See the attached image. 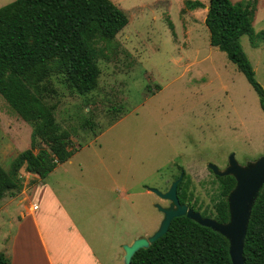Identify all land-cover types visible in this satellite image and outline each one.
Instances as JSON below:
<instances>
[{
	"label": "rangeland",
	"instance_id": "1",
	"mask_svg": "<svg viewBox=\"0 0 264 264\" xmlns=\"http://www.w3.org/2000/svg\"><path fill=\"white\" fill-rule=\"evenodd\" d=\"M112 1L127 23L117 46L98 57L97 87L80 95L53 74L50 100L76 148L72 164L58 167L69 181L58 191L100 260L124 264L123 244L152 234L162 219L155 204L170 205L149 188L167 190L180 170L193 209L214 218L218 183L207 164L223 170L231 153L241 166L263 156L264 111L244 75L209 43L208 0L193 10L184 0ZM249 1L254 30L264 29V0ZM240 43L264 93V45L252 46L246 34ZM30 131L0 95V166L29 147ZM0 226L9 229L4 219Z\"/></svg>",
	"mask_w": 264,
	"mask_h": 264
},
{
	"label": "trees",
	"instance_id": "2",
	"mask_svg": "<svg viewBox=\"0 0 264 264\" xmlns=\"http://www.w3.org/2000/svg\"><path fill=\"white\" fill-rule=\"evenodd\" d=\"M204 6L200 0L183 2L188 10ZM206 7L209 43L244 75L264 111L262 86L240 43L246 34L252 46L264 45V29L255 31L252 26L253 1L208 0ZM126 23L125 12L112 0H12L0 6V95L31 126L29 147L16 153L6 168L0 166V200L22 188L21 169L44 178L72 156L76 148L71 131L56 119V102L50 100L56 94L51 76L62 75L70 92L84 95L94 90L100 74L98 57L103 49L117 46L115 36ZM214 178L218 184L213 216L227 222V195L235 179ZM187 191L182 178L177 197L193 208ZM243 258L244 264H264V184L250 211ZM0 264H9L3 251ZM130 264L232 263L224 235L181 215L172 218L167 231L147 248L137 249Z\"/></svg>",
	"mask_w": 264,
	"mask_h": 264
},
{
	"label": "crops",
	"instance_id": "3",
	"mask_svg": "<svg viewBox=\"0 0 264 264\" xmlns=\"http://www.w3.org/2000/svg\"><path fill=\"white\" fill-rule=\"evenodd\" d=\"M65 163L71 165L72 157L44 178L23 170L22 188L0 200V219L9 225V229H0V251L8 256L9 264H104L58 191L69 184L57 174L58 167ZM62 171L73 174L75 170ZM33 204L36 209H32Z\"/></svg>",
	"mask_w": 264,
	"mask_h": 264
},
{
	"label": "water",
	"instance_id": "4",
	"mask_svg": "<svg viewBox=\"0 0 264 264\" xmlns=\"http://www.w3.org/2000/svg\"><path fill=\"white\" fill-rule=\"evenodd\" d=\"M207 167L217 176L232 175L235 179V185L227 195L228 221L218 222L214 218L203 216L187 204L179 202L177 185L183 177V171H181L178 177L170 183L167 190L162 192L156 188H149L159 197L168 200L170 205L163 207L158 203L155 204L156 208L162 213V219L152 234L138 236L131 243L123 244L121 258L124 264H130L131 256L137 249L147 248L151 242L167 231L172 218L181 215H185L199 224L208 226L224 235L228 240L231 263L244 264L243 244L247 223L255 198L264 184V155L249 165L241 166L234 159V153H231L228 158V165L223 170L213 163H208Z\"/></svg>",
	"mask_w": 264,
	"mask_h": 264
},
{
	"label": "built area",
	"instance_id": "5",
	"mask_svg": "<svg viewBox=\"0 0 264 264\" xmlns=\"http://www.w3.org/2000/svg\"><path fill=\"white\" fill-rule=\"evenodd\" d=\"M37 208V205L36 204H33L32 205V209H36Z\"/></svg>",
	"mask_w": 264,
	"mask_h": 264
},
{
	"label": "flooded vegetation",
	"instance_id": "6",
	"mask_svg": "<svg viewBox=\"0 0 264 264\" xmlns=\"http://www.w3.org/2000/svg\"><path fill=\"white\" fill-rule=\"evenodd\" d=\"M181 171H182V170H180L179 173H180ZM183 173H184V172H183ZM177 177H178V176H177ZM177 177H176V178H177ZM176 178H175V179H176ZM179 202H180V201H179Z\"/></svg>",
	"mask_w": 264,
	"mask_h": 264
}]
</instances>
